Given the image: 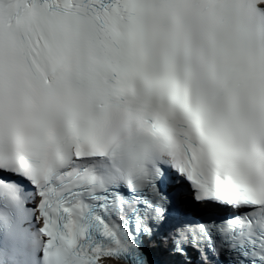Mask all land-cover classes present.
Returning a JSON list of instances; mask_svg holds the SVG:
<instances>
[{"label": "snow or ice", "instance_id": "6c2138e0", "mask_svg": "<svg viewBox=\"0 0 264 264\" xmlns=\"http://www.w3.org/2000/svg\"><path fill=\"white\" fill-rule=\"evenodd\" d=\"M0 229L23 264H264V0H0Z\"/></svg>", "mask_w": 264, "mask_h": 264}, {"label": "bare ground", "instance_id": "6f19581e", "mask_svg": "<svg viewBox=\"0 0 264 264\" xmlns=\"http://www.w3.org/2000/svg\"><path fill=\"white\" fill-rule=\"evenodd\" d=\"M33 237H34V239L35 240H38V233H37V231H35V229L33 228Z\"/></svg>", "mask_w": 264, "mask_h": 264}]
</instances>
